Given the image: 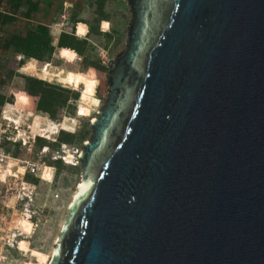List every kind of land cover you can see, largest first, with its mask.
Segmentation results:
<instances>
[{
    "label": "water",
    "instance_id": "obj_1",
    "mask_svg": "<svg viewBox=\"0 0 264 264\" xmlns=\"http://www.w3.org/2000/svg\"><path fill=\"white\" fill-rule=\"evenodd\" d=\"M123 1L48 264H264V0Z\"/></svg>",
    "mask_w": 264,
    "mask_h": 264
},
{
    "label": "rangeland",
    "instance_id": "obj_2",
    "mask_svg": "<svg viewBox=\"0 0 264 264\" xmlns=\"http://www.w3.org/2000/svg\"><path fill=\"white\" fill-rule=\"evenodd\" d=\"M130 21L123 0H0V264H40V257L48 264L80 181L74 154L82 151L90 137L89 123L106 99L107 64L125 49ZM104 22H108L106 27ZM79 25L86 29L82 37L75 36ZM61 42L76 49L73 64L60 54ZM17 57L22 60L17 62ZM43 67L47 75L41 79ZM52 68L93 75L100 83L96 94L100 101L93 96L91 101L78 103V90L47 82ZM27 78L51 85L41 88L43 94L57 98L48 114L37 111L41 101L47 105V99L27 90ZM77 79L70 82L71 87ZM93 87L86 86L81 99ZM83 103L90 105L84 116L79 110ZM7 104L18 110L11 109L4 117ZM26 110L52 122L76 120L74 130H63L69 132L63 137L67 145L57 146L60 127L44 135L31 134L34 118ZM67 151L72 159L62 164ZM28 162L36 163L37 169L31 170ZM10 164L14 166L9 168Z\"/></svg>",
    "mask_w": 264,
    "mask_h": 264
},
{
    "label": "trees",
    "instance_id": "obj_3",
    "mask_svg": "<svg viewBox=\"0 0 264 264\" xmlns=\"http://www.w3.org/2000/svg\"><path fill=\"white\" fill-rule=\"evenodd\" d=\"M107 23L108 22H104L103 26L106 27ZM85 34H86L85 27L82 26V25H79L77 27V31L75 33V36L76 37H82ZM65 38H68V37H65ZM59 48L61 49L60 50V54L64 57V59L66 60V63L73 64L76 61V59H77V51H76V49L74 48V46L71 43H69V42H67V43L61 42L60 45H59ZM21 64H23V62H21ZM42 70H43L44 73L40 75V78L44 79L46 77V75H47V68L43 67ZM76 76L78 77V79H77L76 83L74 84V87H71L70 82L72 80H74L76 78ZM51 81L55 82L56 84H58V85H60V86H62L64 88L78 90L79 91L78 103L91 101V98L93 96H95L98 99L96 94H97V88L100 85V83H99L98 79L95 78L90 73L80 72V71H76V70L74 71V70H71V69L65 70V69H54V68H52L51 74H50L49 79L47 80V82H51ZM27 83L29 84V87L27 88V90L29 92L40 94V96L42 94V98L43 99H47L46 100L47 105H43V101H41V103L38 104L37 111L39 113L41 112L43 114H48L50 112V109L53 108L54 105L56 104L57 98L53 97V96L48 97L47 95L43 94L41 88L42 87L51 88V85H48L47 83H44L43 81L36 80V79H33V78H27ZM89 84H92L94 86L93 87L94 94H93V89H91V90L88 89L86 91V96L81 99L82 94H83L86 86H88ZM100 104H101V102H100ZM0 105H1V101H0ZM26 111H28L29 117H33L35 115L31 110H26ZM36 115L39 116L38 114H36ZM43 118H45V117H43ZM65 118H67V117H65ZM45 119H47V118H45ZM67 119H73V118H67ZM62 121L63 120L58 121V122H53V123H55L56 125H59V123L62 122ZM125 121H126V118L124 120V123H125ZM123 125L120 126V129H119L120 133H117L118 135L115 136L112 139V146H111L110 152H112L115 149V147L117 146V144L121 140V133H122V131L124 129ZM61 132H64V133H61ZM59 133H60L61 136L59 135L57 137V142H56L57 146L67 145L66 144L67 140L63 139V137L67 136V133H69V132H66V131H63V130H59L56 135H58ZM37 140L44 141L41 138H38ZM58 140H59V142H58ZM7 142L9 144H14V143H11L9 141H7ZM13 166H14V164L13 165L10 164L9 168H12ZM8 171H10V170H8ZM28 222H30V221H28ZM25 232H26V230L24 229V233ZM39 261H40L39 262L40 264H45L46 259H44L43 257H40ZM36 263L37 262H34V264H36Z\"/></svg>",
    "mask_w": 264,
    "mask_h": 264
},
{
    "label": "bare ground",
    "instance_id": "obj_4",
    "mask_svg": "<svg viewBox=\"0 0 264 264\" xmlns=\"http://www.w3.org/2000/svg\"><path fill=\"white\" fill-rule=\"evenodd\" d=\"M11 109H13V110L17 109L18 110V108L7 104L5 106L3 116L8 117ZM79 110L83 116L87 115L90 111V105L83 103L82 107ZM33 118H34V120H33L32 126L30 128H31V134L36 135V136L40 135V134L44 135L46 133L52 132L55 128H58V127H60V130H67V129L74 130L75 126H76V120H73V119H65L63 122H60L59 125H56L55 123L49 121L48 119L37 116L36 114L33 116ZM92 119L93 120L91 121V123H93L95 118H92ZM85 144H86V142H85ZM63 146L65 147V145H63ZM66 155H67V157L64 158V162L68 163L69 160L72 159V157H70L71 154H69L68 151L66 152ZM78 184H79V182H78ZM78 184L75 186L73 193H74L76 187L78 186ZM73 193H72V196H73Z\"/></svg>",
    "mask_w": 264,
    "mask_h": 264
},
{
    "label": "built area",
    "instance_id": "obj_5",
    "mask_svg": "<svg viewBox=\"0 0 264 264\" xmlns=\"http://www.w3.org/2000/svg\"><path fill=\"white\" fill-rule=\"evenodd\" d=\"M58 26H59V27H62L63 25L61 24V25H58ZM16 60H17V62H20L22 59H21L20 57H17ZM32 140H34V139H32ZM43 149H44V148L41 149V154H45V153H43V151H42ZM62 154H63V153H62ZM79 154H80V153H79ZM79 154H78L77 152L74 154V155L77 156V160H78V156H79ZM66 157H67V155H66ZM66 157L63 156V157H61V159H60L61 162H62L63 164H66L65 162H63L64 158H66ZM27 164L29 165L30 163L28 162ZM37 166H38V165H37L36 163H31L29 167H30L31 170L35 171V169H37ZM26 198H27V197H26ZM27 199H29V198H27Z\"/></svg>",
    "mask_w": 264,
    "mask_h": 264
},
{
    "label": "crops",
    "instance_id": "obj_6",
    "mask_svg": "<svg viewBox=\"0 0 264 264\" xmlns=\"http://www.w3.org/2000/svg\"><path fill=\"white\" fill-rule=\"evenodd\" d=\"M54 170V169H53ZM1 182V181H0Z\"/></svg>",
    "mask_w": 264,
    "mask_h": 264
}]
</instances>
